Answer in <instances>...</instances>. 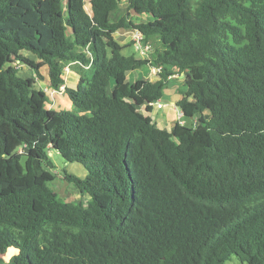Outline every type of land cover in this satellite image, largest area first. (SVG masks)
Returning a JSON list of instances; mask_svg holds the SVG:
<instances>
[{"label": "trees", "instance_id": "16d2710c", "mask_svg": "<svg viewBox=\"0 0 264 264\" xmlns=\"http://www.w3.org/2000/svg\"><path fill=\"white\" fill-rule=\"evenodd\" d=\"M175 76L192 124L161 129L140 108ZM53 153L87 202L50 187ZM228 263L264 264V0H0V264Z\"/></svg>", "mask_w": 264, "mask_h": 264}, {"label": "rangeland", "instance_id": "374dc122", "mask_svg": "<svg viewBox=\"0 0 264 264\" xmlns=\"http://www.w3.org/2000/svg\"><path fill=\"white\" fill-rule=\"evenodd\" d=\"M66 2V0H65ZM128 5L127 1H124L121 4L122 8H126ZM88 10H90L88 6ZM133 19L135 21H143V17L136 16L134 14ZM136 31L130 30L125 31L121 30L117 33V40L121 44H133V40H131V36L133 37L135 35ZM138 34V33H137ZM125 55H131L135 54L137 58L139 59H146L150 57L151 52L149 51L145 56H142L140 52H137L135 49V46L127 48L123 52ZM149 55V56H148ZM43 74H46V71H43ZM19 75L21 77H35V70L31 63L28 65H23V68L19 70ZM140 76L143 79H150V80H157L158 75L155 69H152L151 67L147 66L139 70L138 72H131L128 75V79L130 82H134L136 77ZM77 75L75 72L69 70H66L64 74V79L66 81V85L69 87L75 88L78 84V81H76L74 78H76ZM184 84L185 80L182 78V76H175L172 80H170L167 89L164 92V98L161 99V102L165 105L163 109H154L153 112H157L158 116L162 119H165L166 116H173L172 120H165L167 128H173L174 125V115L172 112H170V108L173 110L175 109L176 102L182 98L181 91L184 90ZM36 89L37 90H44L46 91L50 98H51V105L50 108H56V109H73L72 103L68 97V95L65 93V87H62L61 91H55L50 88L47 82L41 81L40 79H36ZM172 101H174V105L170 104ZM143 109V108H142ZM185 120V124L191 125L192 123L188 120ZM170 124V125H169ZM10 147L12 150H19V152H22V148L17 143V141L12 140L10 142ZM52 159L54 161V164L56 168L53 170L54 174L56 175L55 181H53L50 184V187L64 200L68 202H74L78 203L79 201L83 200L84 202H87V196H81L80 192L74 188L71 184H69L64 177V171H67L70 174L76 175L82 179H84L87 176V170L84 168L83 165H80L78 163H69L66 162L58 153H53ZM16 254L15 250H10L6 255L3 256L4 260L8 262L12 256ZM231 264V263H228ZM234 264V263H233Z\"/></svg>", "mask_w": 264, "mask_h": 264}, {"label": "built area", "instance_id": "2783aa9c", "mask_svg": "<svg viewBox=\"0 0 264 264\" xmlns=\"http://www.w3.org/2000/svg\"><path fill=\"white\" fill-rule=\"evenodd\" d=\"M133 41H134V46H135L136 51L140 52L142 55L145 56L151 50L149 45H144L143 36L141 33L137 31L135 33V37ZM66 70H69V68H66ZM155 70L156 72L158 71L157 69ZM150 106H153L157 109H163L165 107V105L161 101L152 103L150 104ZM178 118H179V122H181L182 124H185V120H184L185 118L181 110H178Z\"/></svg>", "mask_w": 264, "mask_h": 264}, {"label": "crops", "instance_id": "0c3cea01", "mask_svg": "<svg viewBox=\"0 0 264 264\" xmlns=\"http://www.w3.org/2000/svg\"><path fill=\"white\" fill-rule=\"evenodd\" d=\"M134 37H135V35L132 37L131 36V40H134ZM142 56H144V55H142ZM76 74V73H75ZM77 75V74H76ZM76 81H78L79 80V76L77 75V77L76 78H74ZM148 80H150V79H148ZM151 81H153V80H151ZM161 101V100H160ZM170 104H172V105H174V101H172ZM165 107H166V104H165ZM143 108V109H142ZM142 108H140V110L146 115V116H151V117H153L154 119H155V121H156V123H157V125H158V127L159 128H161V129H166V130H171L172 128H167V126H166V121L165 120H172L173 119V116H172V119H171V116H166V118L165 119H162L161 117H159L158 116V113L157 112H149L147 109H146V107L144 106V107H142ZM155 109H157V108H155ZM154 110V109H153ZM178 108L175 106V109L173 110L172 108H170V112H172L173 113V115H174V123H173V125H175L176 124V122H178L179 121V118H178ZM189 122H191V121H189ZM170 125V124H169Z\"/></svg>", "mask_w": 264, "mask_h": 264}]
</instances>
